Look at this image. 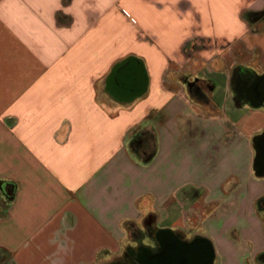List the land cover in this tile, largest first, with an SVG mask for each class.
I'll return each instance as SVG.
<instances>
[{"label": "crops", "instance_id": "0c3cea01", "mask_svg": "<svg viewBox=\"0 0 264 264\" xmlns=\"http://www.w3.org/2000/svg\"><path fill=\"white\" fill-rule=\"evenodd\" d=\"M243 73L264 77V0H0L2 264H116L148 220L264 264Z\"/></svg>", "mask_w": 264, "mask_h": 264}, {"label": "flooded vegetation", "instance_id": "af4514ba", "mask_svg": "<svg viewBox=\"0 0 264 264\" xmlns=\"http://www.w3.org/2000/svg\"><path fill=\"white\" fill-rule=\"evenodd\" d=\"M190 82V81H189ZM196 90L199 85L189 83ZM254 86L258 99H264V77L243 73L234 82V87L243 98L251 97ZM264 139V138H263ZM264 155V147L259 156ZM134 245L127 249V262L116 264H210L213 246L203 236L174 229L169 226H157L148 220L143 228H133Z\"/></svg>", "mask_w": 264, "mask_h": 264}, {"label": "rangeland", "instance_id": "374dc122", "mask_svg": "<svg viewBox=\"0 0 264 264\" xmlns=\"http://www.w3.org/2000/svg\"><path fill=\"white\" fill-rule=\"evenodd\" d=\"M133 238H134V235H133V231H132V234L130 235V239H128V243H127L126 247L123 249V251L121 252L119 257L116 258L118 263L119 262L120 263H126L127 262V256H126L127 248H128V246L133 245ZM105 257L106 256L101 255V257L99 258V261L97 262V264H106L104 262Z\"/></svg>", "mask_w": 264, "mask_h": 264}, {"label": "water", "instance_id": "95a60500", "mask_svg": "<svg viewBox=\"0 0 264 264\" xmlns=\"http://www.w3.org/2000/svg\"><path fill=\"white\" fill-rule=\"evenodd\" d=\"M254 86H255L254 84L251 86V92H252L251 93L252 94L251 98L253 100V104L262 105V104H264V99H258L257 98L256 92L254 90ZM254 141H255V144H257V139H255ZM261 159H262V162H263L262 164H264V155L261 156ZM256 168H257V173H260L261 172L260 167L257 166ZM214 257H215V255H214V250H213L212 253H211V262H210V264H213Z\"/></svg>", "mask_w": 264, "mask_h": 264}, {"label": "trees", "instance_id": "16d2710c", "mask_svg": "<svg viewBox=\"0 0 264 264\" xmlns=\"http://www.w3.org/2000/svg\"><path fill=\"white\" fill-rule=\"evenodd\" d=\"M257 208L259 211H264V196L260 197L257 201ZM5 251L0 249V264L8 257L7 254H4Z\"/></svg>", "mask_w": 264, "mask_h": 264}]
</instances>
